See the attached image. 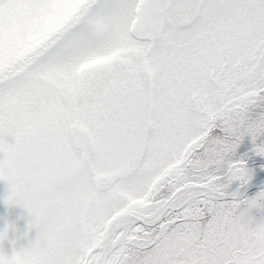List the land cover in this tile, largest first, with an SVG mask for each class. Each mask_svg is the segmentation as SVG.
<instances>
[{
  "label": "snow or ice",
  "instance_id": "6c2138e0",
  "mask_svg": "<svg viewBox=\"0 0 264 264\" xmlns=\"http://www.w3.org/2000/svg\"><path fill=\"white\" fill-rule=\"evenodd\" d=\"M42 130L93 174L0 264H264V192L226 193L264 157V0H0V182Z\"/></svg>",
  "mask_w": 264,
  "mask_h": 264
},
{
  "label": "clouds",
  "instance_id": "9594fccd",
  "mask_svg": "<svg viewBox=\"0 0 264 264\" xmlns=\"http://www.w3.org/2000/svg\"><path fill=\"white\" fill-rule=\"evenodd\" d=\"M79 142L71 131L42 130L15 150L6 199L23 212L28 224L42 227L45 241L62 235L75 219L74 207L93 174L92 167L76 157Z\"/></svg>",
  "mask_w": 264,
  "mask_h": 264
},
{
  "label": "rangeland",
  "instance_id": "374dc122",
  "mask_svg": "<svg viewBox=\"0 0 264 264\" xmlns=\"http://www.w3.org/2000/svg\"><path fill=\"white\" fill-rule=\"evenodd\" d=\"M251 149V141L250 139H246L238 151L241 158L246 160L249 170L255 174L257 172L259 173L263 167L264 157L256 156L254 153H252ZM262 180L263 182L257 183L256 186L250 187L248 190L253 188H263L264 179ZM239 185V182L233 183L226 190V193L228 194V190ZM7 187V184L0 182V232H4L5 229L8 230L7 239L3 242L2 248L5 252L11 254L13 248H15L16 251H20L23 248H27L30 243H34L38 234V230L32 229L29 231V224L26 222L23 212L18 207L5 205L4 201L6 199ZM245 194L246 192L235 195L232 194V197L235 196L239 200H244L246 197Z\"/></svg>",
  "mask_w": 264,
  "mask_h": 264
},
{
  "label": "trees",
  "instance_id": "16d2710c",
  "mask_svg": "<svg viewBox=\"0 0 264 264\" xmlns=\"http://www.w3.org/2000/svg\"><path fill=\"white\" fill-rule=\"evenodd\" d=\"M260 192H264V187L260 188V189H250L246 192L245 194V199H255L256 196L260 193ZM251 216L254 218V220L256 222L261 221L262 219H264V212H261L259 210L254 209L251 212Z\"/></svg>",
  "mask_w": 264,
  "mask_h": 264
},
{
  "label": "bare ground",
  "instance_id": "6f19581e",
  "mask_svg": "<svg viewBox=\"0 0 264 264\" xmlns=\"http://www.w3.org/2000/svg\"><path fill=\"white\" fill-rule=\"evenodd\" d=\"M258 175H259V173L257 172L255 174H253V176H252V177H258L257 181H252V182L249 181V183L247 185H245L244 187H241V188H231L230 190H228V193H233L234 195L238 194V193H242L246 189L256 186L257 183L263 182L262 179H264V172L261 175H259V176Z\"/></svg>",
  "mask_w": 264,
  "mask_h": 264
},
{
  "label": "water",
  "instance_id": "95a60500",
  "mask_svg": "<svg viewBox=\"0 0 264 264\" xmlns=\"http://www.w3.org/2000/svg\"><path fill=\"white\" fill-rule=\"evenodd\" d=\"M261 169H264V165H263V167H262ZM263 172H264V170H260L259 175H261ZM259 175H258V176H259ZM257 179H258V177H252V179H251L250 181L252 182V181H255V180H257ZM235 188H241V186L239 185V186H237V187H235ZM248 189H249V188H248ZM248 189H246V190L244 191V193H245ZM232 194H233V193H228L227 195H228L229 198H230V197H232Z\"/></svg>",
  "mask_w": 264,
  "mask_h": 264
}]
</instances>
